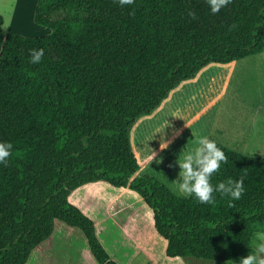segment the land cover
Wrapping results in <instances>:
<instances>
[{"label": "trees", "instance_id": "16d2710c", "mask_svg": "<svg viewBox=\"0 0 264 264\" xmlns=\"http://www.w3.org/2000/svg\"><path fill=\"white\" fill-rule=\"evenodd\" d=\"M33 21L50 31L5 34L0 15V141L13 145L0 163V264H25L55 220L79 228L98 263L119 264L68 199L96 181L139 194L152 211L146 236L165 239L167 256L238 264L264 225V156L209 137L227 157L212 184L243 177L245 191L232 206L218 192L200 203L140 172L131 129L208 64L261 52L264 0L216 13L205 0H37ZM33 48L45 49L38 64Z\"/></svg>", "mask_w": 264, "mask_h": 264}, {"label": "rangeland", "instance_id": "374dc122", "mask_svg": "<svg viewBox=\"0 0 264 264\" xmlns=\"http://www.w3.org/2000/svg\"><path fill=\"white\" fill-rule=\"evenodd\" d=\"M0 15L3 17L2 28L5 34L10 31L11 25L13 29H19L15 30L17 31L16 33L22 35L38 36L50 31L48 27L36 23L12 24L14 21V13L11 12H1ZM60 15L61 13H56L54 18H58ZM261 53L258 55H263L262 57L250 55L244 59L234 61L235 63L233 65L219 63L208 64L203 73L200 70L192 78L187 79L189 80L188 82L185 80L178 87H175L174 91L167 95L153 113L139 118L131 129V145L139 160L140 172L153 173L152 175L159 176L173 189V186L177 183L176 179L180 171L177 163L179 162L180 156L196 145L198 140L197 133H200L199 137H202V133L205 131V125L208 124L207 121H211L216 105L219 113H224L225 117L231 116L232 120L240 117H253L256 103L264 104V47ZM212 70H232V72L228 78V83L223 89L221 87L224 84L217 83L220 86V92L210 94L214 97L213 104L207 108L208 104L205 103L202 95L195 92L192 88L196 87L198 81L206 79L205 74ZM182 93H188L192 97V100L188 104L185 100L182 101ZM202 106L203 109L205 107L207 108L204 115H202L204 111ZM261 117L264 119V111H260L254 116L257 119ZM186 121H188L187 125H185ZM164 125H166L164 139L169 141V143L166 148L162 149L160 143L163 147V139L160 138L159 133L154 134V132L157 128H162ZM89 184H91L89 186L90 190L84 193V197L81 196V191L74 189L73 193L75 196L80 197L78 204H75L96 223L95 226L97 225L99 229L105 220L102 209L105 202L104 209L107 212L111 206H108V204L114 202L113 200L120 199L126 201H116L114 203L115 206H112V212L115 216H122L127 211L126 209L131 207L130 202L134 206L132 212L147 213V210L144 208V206L146 208L147 206L137 192L130 189L115 188L101 181L90 182ZM86 189L84 188V191ZM71 192L69 194L70 196L72 194ZM80 203L81 205H85L86 211ZM60 227L71 232L67 235L66 230L60 231ZM259 228L264 229V225L259 226ZM48 239L52 241L53 246L48 252L43 253L44 260L48 264H55V239L56 243L60 241L61 243H65L67 245L65 248L70 247V252L64 249L59 254V256L68 258L61 260V262L66 261L68 263L69 256L74 261H78V255L84 256L85 252L91 254L86 239L80 229L67 226L61 221L54 223L53 231ZM56 246L58 247L60 245L57 244ZM35 250L32 251L25 264L35 263ZM48 253L50 254L48 255ZM183 264L188 263L184 260ZM198 264L214 263L198 262Z\"/></svg>", "mask_w": 264, "mask_h": 264}, {"label": "crops", "instance_id": "0c3cea01", "mask_svg": "<svg viewBox=\"0 0 264 264\" xmlns=\"http://www.w3.org/2000/svg\"><path fill=\"white\" fill-rule=\"evenodd\" d=\"M36 2L37 0H0V14L1 12L14 13V21L12 24L35 23L33 21V14H34ZM9 30H10L9 32H17L15 30H19V29L16 28L13 29V26L11 25ZM258 54H262V53L259 52L254 55H258ZM258 56L262 57L263 55H258ZM234 61L236 60H233L229 62L230 64L229 63L227 64L233 65L235 63ZM205 68L206 66L201 69L202 73ZM231 72L232 70L229 71L212 70L205 74V77H207L206 79L198 81L196 87L192 88L195 92L200 93L202 95L203 100L205 101L206 104H208L207 108H209L213 104L214 97L211 96L210 94L212 93L216 94L220 92L219 90L220 86H218L219 82L220 84H224L222 85L221 89L225 87V85L228 83V78L230 77ZM215 84L217 85L215 86ZM174 89L172 91H174ZM181 98L182 101L185 100L187 104L192 100L191 99L192 97L188 93H182ZM207 108L205 107V109H203L202 106V109L204 110L202 115L205 114ZM216 109H217V105L214 109L213 117H211V121L210 122L207 121L208 124L205 125V131H203L204 133H202L203 134L202 136L213 137L218 142L238 152H241L244 155L264 156V152H263L264 151V119L262 117L260 119L254 118V116L258 112L264 111V104L256 103V106H254V115H252L253 117L251 116L247 118L240 117L234 120L231 119V116L225 117L224 113L221 112L219 113L218 109L216 114ZM242 115L244 114L242 113ZM220 118L223 119L220 120ZM187 123L188 121L185 122V125H187ZM197 134H198L197 136L199 137L200 133ZM90 185L91 184L86 183L76 189L77 191H81L82 192L81 196L84 197V193L90 190L89 188ZM84 188L87 189L84 191ZM121 189H129V188H121ZM73 191L71 192L72 193L71 196L69 195L70 198L68 196V199L71 203L78 204L80 197L75 196ZM113 201L114 202L108 204V206L110 205L111 206L107 212L104 209L106 202L104 203L102 209H103V215H105L104 217L105 220L101 225L100 229L97 227V225L95 226V232L97 233L96 234L97 238L99 239V241L101 242V244L106 249V251L108 252L109 256L112 259L117 261L119 264H183L184 260L178 259L181 257L179 256L169 257L165 254V247H166L165 239H163L161 236L157 234H152L149 237L146 236V233L152 232V230H150L149 228L152 219V211L146 204L145 205L147 206V208L144 206V204H142V202H140V204H142L144 208L147 210V213H140L137 211L132 212L134 206L130 202L131 207L126 209L127 211H125L122 216H115L112 212L113 207L115 206L114 203L116 201H121V202H126V201L120 199L118 200L116 199ZM81 206L85 211L87 210L85 205L82 204ZM101 220H103V218H101ZM56 221H60V220H55L54 223H56ZM133 225L135 228H133ZM145 227H147L146 231L144 230ZM59 229L60 231L66 230L65 228L62 227H60ZM65 232H67L68 235V233L71 231L66 230ZM48 238L42 241L35 248H33V250L36 249L34 254V261H35L34 264H48L44 260V256H43L44 252L46 251L48 252V250L53 247L52 241L49 240ZM57 244H59L60 246L57 247L56 246ZM66 246L67 245L65 243H61V241L59 243H56V239H55V264H100L95 260L90 249L89 251L91 254L85 252L84 256L78 255V261H74L69 256L68 263L66 261L61 262V260L63 259H68L65 256L63 257L59 256V254L64 249L70 252V247L65 248ZM49 254L50 253H48V255Z\"/></svg>", "mask_w": 264, "mask_h": 264}, {"label": "clouds", "instance_id": "9594fccd", "mask_svg": "<svg viewBox=\"0 0 264 264\" xmlns=\"http://www.w3.org/2000/svg\"><path fill=\"white\" fill-rule=\"evenodd\" d=\"M135 0H118L121 6L132 5ZM212 13L219 12L221 8L230 3V0H205ZM189 15H195L190 12ZM44 48H33L30 50L29 61L38 64L44 57ZM168 125V124H166ZM157 128L154 134L159 133L166 148L169 141L165 140V127ZM13 145L10 142L0 141V163H5L11 155ZM227 157L221 147L214 139L208 136L198 137L196 145L184 152L179 158L177 183L173 186V191L181 196H194L200 203H210L214 200V192H218L228 197V204L232 206L233 201L238 200L245 191L243 177L239 179H228L216 185L211 182L213 173L217 172L222 162ZM238 264H264V229L257 230L251 241V251L242 256Z\"/></svg>", "mask_w": 264, "mask_h": 264}]
</instances>
